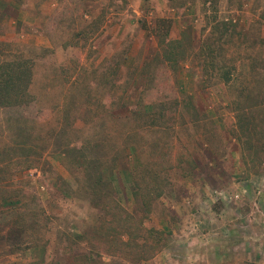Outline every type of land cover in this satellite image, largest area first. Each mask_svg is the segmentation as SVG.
I'll return each instance as SVG.
<instances>
[{"label":"rangeland","instance_id":"rangeland-1","mask_svg":"<svg viewBox=\"0 0 264 264\" xmlns=\"http://www.w3.org/2000/svg\"><path fill=\"white\" fill-rule=\"evenodd\" d=\"M5 1L0 61L32 63L34 100L0 107V191L17 194V205L0 206V224L30 228L18 250L0 242V264H264V174L243 164L231 135L249 67L264 75V0ZM17 10L32 14L28 23ZM211 29L218 64L240 63L233 85L202 63L200 39ZM163 31L179 43L175 68L157 49ZM260 80L249 85L258 101ZM65 143L102 158L116 202L143 237L160 234L147 235L152 257L123 252L121 243L142 238L117 224L110 232L116 212L100 208L97 170L64 156Z\"/></svg>","mask_w":264,"mask_h":264},{"label":"trees","instance_id":"trees-1","mask_svg":"<svg viewBox=\"0 0 264 264\" xmlns=\"http://www.w3.org/2000/svg\"><path fill=\"white\" fill-rule=\"evenodd\" d=\"M211 2L212 5H214V0H204V3ZM166 22L165 19H161L160 23ZM225 26V24H223ZM157 32V30H155ZM216 32L214 29H211L208 31L206 35H204L203 40L200 39V56L202 58L204 57V60L202 63L206 64L208 67H210L213 71H220V77L219 80L220 83H223L225 85H233L235 84V81L237 80L235 77H233V72L235 73L237 66L240 63H237L236 61L230 62L226 60H222L220 64L215 60L216 58V51H221L222 46L220 47V39L215 36ZM158 39V46L157 49L160 52V55L162 56V59L168 63V65L172 68H175L179 61L181 60V57H178V47L176 44H179L177 41H166L164 37L167 36V33L163 31L162 33H158L157 37ZM214 48V51H213ZM180 58V59H179ZM209 58V59H207ZM218 64V65H217ZM32 63H29L27 60L22 61H15V60H6V61H0V107L3 108H9V107H15V106H28L31 104L34 100L33 95L29 91V87L32 81ZM206 66V67H207ZM206 67H204V70H207ZM255 67H249L247 77H244L247 82L246 86L243 87L241 90H245V95L242 94L241 96H238L237 100H234V117H235V125L233 126V129L231 130V135L237 138L240 142H242V150L245 151L244 154L242 153V162L244 165L248 166L250 165V170H252L253 173L257 174L261 172V175L264 174V98L258 101L257 97L260 96V94H256V96H253L252 89L249 87L252 81H257L258 78H261V84L264 89V75L258 72L254 71ZM256 70V69H255ZM258 82V81H257ZM203 87L211 86L212 84L208 81H205L202 83ZM260 91V90H256ZM240 97V98H239ZM247 99L248 104L246 107H242L240 102V99ZM125 99V98H124ZM123 105V103H122ZM150 106V105H149ZM260 108L263 110L260 111ZM255 109L258 110V113L255 114ZM261 112L260 117L259 114ZM125 113V111H124ZM146 113V107L143 105L141 108H139V111L137 114H145ZM124 116V115H123ZM73 123V122H72ZM30 136V141H31ZM89 144V143H88ZM61 146L62 153L64 156L68 157L69 159L73 160L72 156L73 154H77L76 162L78 164V167L82 169L83 172H85L88 169L94 168V170H97V177L95 178V183L97 185L103 186L102 190H96L98 192V199L103 200V203L100 205V208L105 211L106 213H112L116 212L113 215L114 218V226L110 229L111 233H116L118 230H122L123 233H129L131 230L135 231L134 236L136 239L142 238V243H135L131 244V242H123L121 243V247H124V251H129L128 249L139 250L140 253H142L141 257L144 259L152 257L157 251L156 246L154 244L150 243V237L147 235L152 236L153 238L155 235L159 236L158 233H153L152 231H149L150 233L145 235L141 234L142 230L140 228H137V226L131 221L130 217L126 215V212L123 210V208L120 206L118 202H116L114 198V189L111 181L107 179L105 175V166L103 165V160L100 157H94V158H88V155L86 153H83L85 151V143H82L81 147L75 148L68 143H65ZM183 160L187 163V167L190 170H194L195 164L193 161V158L190 159L188 156V153L184 151V155L182 156ZM76 157H74L75 159ZM175 164L173 163V159H171V164L169 165L170 168L175 167L176 164H178L179 160H174ZM182 162V160H181ZM10 164V163H9ZM13 165V163H12ZM10 164V166L12 167ZM8 166V165H7ZM30 167V164L23 165V168ZM258 168V169H257ZM13 169V167H12ZM15 169V167H14ZM257 170H259L257 172ZM18 171V170H17ZM136 176H139L136 175ZM134 191L133 195L135 198H140L143 200L144 205L146 201L145 197V191H140L138 189L137 191V182L134 179ZM139 187V186H138ZM13 192V191H12ZM11 191H0V206H3L4 208L9 206L10 202H12V199H15V196L17 194H13ZM13 203V202H12ZM13 205H17L16 203H13ZM44 214V213H43ZM123 216V218H122ZM21 218V217H20ZM115 224H117V229ZM7 225V226H6ZM0 224V242L4 243L6 246L14 247L15 250L19 249L20 244H25V233L30 229L27 226V222L20 221L17 222H11L7 224ZM9 225V226H8ZM31 228H35L37 223H30L28 224ZM4 229L6 231L2 232ZM139 234V235H136ZM108 238V237H107ZM113 238V236H112ZM109 239V238H108ZM118 239V238H117ZM111 243H114L112 239H109ZM119 241H121L119 239ZM160 238L157 237L156 243L160 242ZM122 242V241H121ZM126 254V253H124ZM128 254V253H127ZM132 254H134L132 252Z\"/></svg>","mask_w":264,"mask_h":264},{"label":"crops","instance_id":"crops-1","mask_svg":"<svg viewBox=\"0 0 264 264\" xmlns=\"http://www.w3.org/2000/svg\"><path fill=\"white\" fill-rule=\"evenodd\" d=\"M9 3H7L5 0H0V10L2 9V7L4 6H8ZM18 11V10H17ZM30 14V16H32L31 13L27 12V11H24V12H21V11H18L17 12V16H15V18L17 17L18 20L20 21H23L24 23H28L27 21L25 20H28L26 18V16H28ZM35 17H32V19H34ZM31 19V18H30Z\"/></svg>","mask_w":264,"mask_h":264}]
</instances>
